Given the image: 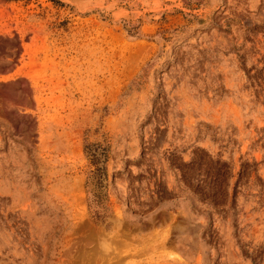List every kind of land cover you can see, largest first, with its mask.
Here are the masks:
<instances>
[{
  "label": "rangeland",
  "instance_id": "1",
  "mask_svg": "<svg viewBox=\"0 0 264 264\" xmlns=\"http://www.w3.org/2000/svg\"><path fill=\"white\" fill-rule=\"evenodd\" d=\"M0 87V264H264V0H0Z\"/></svg>",
  "mask_w": 264,
  "mask_h": 264
},
{
  "label": "bare ground",
  "instance_id": "2",
  "mask_svg": "<svg viewBox=\"0 0 264 264\" xmlns=\"http://www.w3.org/2000/svg\"><path fill=\"white\" fill-rule=\"evenodd\" d=\"M8 42H11V40H8ZM16 45V44H15ZM20 84H22L23 85V83H20ZM15 85L14 84H12V85H8V86H6V88L7 89H10V88H13ZM3 87H0V89H2ZM24 90H26V87H25V85L22 87ZM23 90V91H24ZM27 91V90H26ZM2 92V91H1Z\"/></svg>",
  "mask_w": 264,
  "mask_h": 264
}]
</instances>
